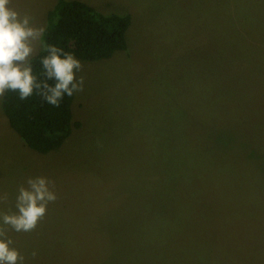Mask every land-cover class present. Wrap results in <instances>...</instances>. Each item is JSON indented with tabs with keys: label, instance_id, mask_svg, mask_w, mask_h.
<instances>
[{
	"label": "rangeland",
	"instance_id": "rangeland-1",
	"mask_svg": "<svg viewBox=\"0 0 264 264\" xmlns=\"http://www.w3.org/2000/svg\"><path fill=\"white\" fill-rule=\"evenodd\" d=\"M57 1L14 4L45 26ZM80 1L129 15L128 49L76 57L81 127L57 151L27 147L0 97V208L15 210L28 177H48L58 194L34 231L12 238L63 241L61 264H108L120 251L130 262L188 264L192 251L200 262L264 264V176L249 162L260 161L255 148L264 160V0Z\"/></svg>",
	"mask_w": 264,
	"mask_h": 264
},
{
	"label": "trees",
	"instance_id": "trees-1",
	"mask_svg": "<svg viewBox=\"0 0 264 264\" xmlns=\"http://www.w3.org/2000/svg\"><path fill=\"white\" fill-rule=\"evenodd\" d=\"M130 25L131 18L127 14H99L93 12L83 1L58 0L47 13L45 24L47 31L44 39L47 43L55 44L64 48L65 51L72 52L79 59L103 60L113 57L117 51L128 49L126 35ZM44 54L40 52L39 56ZM39 56L33 59L36 74L41 72ZM74 99L75 94L71 97L65 95L60 106L55 107L44 102L39 95L34 94L21 100L18 92L9 91L3 96L2 108L11 128L19 135L24 144L39 154H47L61 149L72 136L73 128L81 127L80 122L73 121ZM253 156L260 159V161L253 158L249 160L253 163V168H251L254 171V176H264V160H261L263 159V150L255 148ZM61 242L63 241H15V246L25 256L24 264H36L38 261L41 264H57L55 259L62 249L56 252L55 248L57 243ZM78 244L82 243L78 242ZM110 244L112 246L107 249L114 254L115 251L121 249L122 243H119V246L118 242ZM58 245H63L65 251H74L78 246L73 242ZM94 247L95 250L102 249L100 246ZM90 248L93 249V246ZM88 250L86 251L90 254L92 251ZM33 252L37 253L35 257L32 256ZM157 255L153 261L147 259L145 262H141L136 258L134 262H130L125 260L127 254L120 251L118 259L110 254L108 264H170V255H164L162 258H160L161 254ZM188 256L191 258L188 264H215L206 256L202 262L195 261L192 251L188 253ZM66 258H63L62 255L60 264ZM183 259L185 260V256ZM224 263L239 264V260L222 259V264Z\"/></svg>",
	"mask_w": 264,
	"mask_h": 264
},
{
	"label": "clouds",
	"instance_id": "clouds-1",
	"mask_svg": "<svg viewBox=\"0 0 264 264\" xmlns=\"http://www.w3.org/2000/svg\"><path fill=\"white\" fill-rule=\"evenodd\" d=\"M46 31V26L35 23L34 17L21 11L14 0H0V97L9 91L18 92L21 100L36 94L47 104L59 107L65 95L83 91L84 77L78 76L82 62L72 52L47 43ZM40 52L45 54L39 56ZM37 56L39 74L33 65ZM57 199L55 182L46 176L28 177L18 187L15 210L0 208V264H24L25 256L10 232L34 231ZM8 201V193H0V206Z\"/></svg>",
	"mask_w": 264,
	"mask_h": 264
},
{
	"label": "crops",
	"instance_id": "crops-1",
	"mask_svg": "<svg viewBox=\"0 0 264 264\" xmlns=\"http://www.w3.org/2000/svg\"><path fill=\"white\" fill-rule=\"evenodd\" d=\"M54 6H55V5H54ZM50 10H51V9H50ZM50 10H49V11H50ZM49 11H48V12H49Z\"/></svg>",
	"mask_w": 264,
	"mask_h": 264
}]
</instances>
